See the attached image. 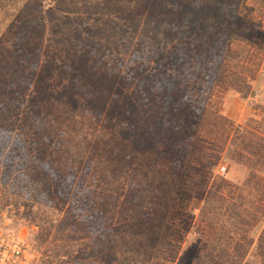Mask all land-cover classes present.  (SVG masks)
Here are the masks:
<instances>
[{"label":"trees","instance_id":"obj_1","mask_svg":"<svg viewBox=\"0 0 264 264\" xmlns=\"http://www.w3.org/2000/svg\"><path fill=\"white\" fill-rule=\"evenodd\" d=\"M0 0V209L36 264H171L172 201L202 202L192 264H264V0ZM240 168V178L220 172Z\"/></svg>","mask_w":264,"mask_h":264},{"label":"rangeland","instance_id":"obj_2","mask_svg":"<svg viewBox=\"0 0 264 264\" xmlns=\"http://www.w3.org/2000/svg\"><path fill=\"white\" fill-rule=\"evenodd\" d=\"M251 0L250 4H253ZM256 1V0H255ZM262 28L255 34L256 39L264 46V5L256 6ZM252 95L245 98L236 91L225 92L218 99L222 113L240 124H245L255 118L254 102L264 105V66L252 83ZM231 177L240 178L243 172L236 166L222 165ZM226 170V173H227ZM224 175V173H222ZM202 202L185 194H178L172 201L171 211L162 228V234L157 246V257L171 264H192L197 251V241L192 235V229L197 221ZM0 229L14 232L23 239L31 240V228L14 215V212L0 209ZM31 243V242H30ZM32 248V244H31ZM37 253L32 248V258L29 264H36Z\"/></svg>","mask_w":264,"mask_h":264},{"label":"built area","instance_id":"obj_3","mask_svg":"<svg viewBox=\"0 0 264 264\" xmlns=\"http://www.w3.org/2000/svg\"><path fill=\"white\" fill-rule=\"evenodd\" d=\"M226 172L225 167L220 168ZM32 258L31 243L14 232L0 229V264H29Z\"/></svg>","mask_w":264,"mask_h":264}]
</instances>
